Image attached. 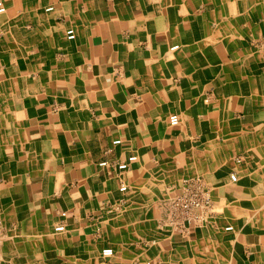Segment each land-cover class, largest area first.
<instances>
[{"label":"crops","instance_id":"crops-1","mask_svg":"<svg viewBox=\"0 0 264 264\" xmlns=\"http://www.w3.org/2000/svg\"><path fill=\"white\" fill-rule=\"evenodd\" d=\"M4 1L0 264H264V0Z\"/></svg>","mask_w":264,"mask_h":264},{"label":"built area","instance_id":"built-area-1","mask_svg":"<svg viewBox=\"0 0 264 264\" xmlns=\"http://www.w3.org/2000/svg\"><path fill=\"white\" fill-rule=\"evenodd\" d=\"M53 7H48L47 10H51ZM7 5L4 0H0V14L5 13ZM69 38H74L73 29L67 31ZM262 47H264V39L262 41ZM171 125H177L179 123V116L176 113L170 115ZM121 140H114V144H120ZM138 159L137 155H131L127 160L120 161L114 164L117 175L123 177L129 170L131 163ZM108 162L104 161L101 164L106 165ZM232 181H237V174L234 172L231 174ZM121 192L128 190V185L121 178V185L119 187ZM124 202L121 197L119 205ZM214 211L213 199L209 189L200 179H187L182 184V189L179 194L173 197L169 201L167 221L178 232L186 233L191 227L202 226L210 217V214ZM65 215V213H63ZM64 225L60 224L56 227L57 231H62ZM114 249L112 247H106L103 249L102 254L104 257L109 258L114 255Z\"/></svg>","mask_w":264,"mask_h":264},{"label":"bare ground","instance_id":"bare-ground-1","mask_svg":"<svg viewBox=\"0 0 264 264\" xmlns=\"http://www.w3.org/2000/svg\"><path fill=\"white\" fill-rule=\"evenodd\" d=\"M228 229H231V227H228Z\"/></svg>","mask_w":264,"mask_h":264},{"label":"rangeland","instance_id":"rangeland-1","mask_svg":"<svg viewBox=\"0 0 264 264\" xmlns=\"http://www.w3.org/2000/svg\"><path fill=\"white\" fill-rule=\"evenodd\" d=\"M229 227H231V226H229Z\"/></svg>","mask_w":264,"mask_h":264}]
</instances>
